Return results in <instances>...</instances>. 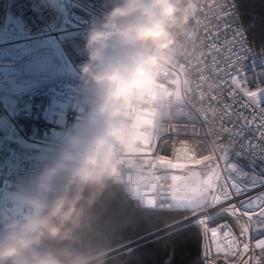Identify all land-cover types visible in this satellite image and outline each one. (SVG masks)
<instances>
[{
    "label": "built area",
    "instance_id": "1",
    "mask_svg": "<svg viewBox=\"0 0 264 264\" xmlns=\"http://www.w3.org/2000/svg\"><path fill=\"white\" fill-rule=\"evenodd\" d=\"M108 6L107 0H0V194L3 196L0 200V234H3L7 224L13 221H25L36 214L32 202L40 200L37 195L46 194L54 185L68 180V174L64 171L57 172L52 177L48 176L49 171L60 163L63 153L68 148L66 140L55 141L52 138L51 119L56 115V118L64 117L67 120L64 128L56 125V133L63 129V132L74 135L87 125L92 97L84 87L80 66L87 60L85 43L89 26L93 20L101 17ZM215 11L216 15L209 17L210 24L207 32L203 26L197 30L195 20L190 21L188 29L196 32L195 43L187 45L189 53L187 56L178 58L179 62L186 67V73H178L182 85L181 90L183 91V80L187 78L192 82L191 87L194 90L189 95L197 101L199 96L195 91V85L199 82L198 69L202 66L197 63L196 56L202 52L208 53L212 43H216L217 46L224 45L226 41L233 38V33L239 30L243 33L246 50H250L245 53L246 62H251L254 56H264V53H257L253 49L236 0H223V8ZM197 16L203 18L204 14L198 12ZM213 31L217 34L215 37L211 36ZM180 39L182 43L185 42L183 38ZM53 40L57 41L64 50L73 68V73L64 67L56 53ZM212 55L216 54L213 52ZM202 58L208 66L205 75L209 77V82L219 84V87L212 91V94L219 98L218 101L212 102L217 108L216 116L210 115L208 121L200 119L195 122L186 116H174L163 120L162 123L166 130L160 133L159 139L155 140V150L147 159L164 156L173 162L191 165L190 161L183 159L182 154L178 159L176 149L182 147L184 142L195 149L197 158L211 155L218 144H228L227 133L218 135L221 123L226 127H232L229 124V117L225 116L223 120L220 119L223 115L221 109L225 105H231L233 109L243 112L244 116L249 118L253 115L248 109L241 108V105L249 102L248 98L241 92L229 96L232 87L229 84H220L221 78L211 72V55ZM217 59L219 60L220 57L218 56ZM160 83H164L170 91H175V85L169 84L163 78ZM259 86L262 85L257 80L256 84H248L247 88L256 90ZM203 91L206 94L209 92L207 84L204 85ZM59 100H66L69 103L67 112L61 111L57 106L55 110V102ZM208 103L209 101L205 100L203 106L206 107ZM200 106L197 103V107ZM145 107L151 110L153 106ZM47 108L48 119H44V112ZM185 111L196 115L191 105ZM149 118L151 117L148 116L147 119ZM231 119H237L236 111L233 112ZM147 123L148 120L143 130H151L146 126ZM77 125L79 128H76ZM239 143V141L236 142L237 148ZM261 143L264 144V142ZM139 149L140 142L136 151L121 154L119 170L109 179L122 183L145 209L173 210L168 207L153 208L143 204L142 196L144 191H147L143 187L144 181L138 177L129 180L128 167L132 162L137 165L143 162L138 156ZM217 155H219L218 152ZM231 162H236L235 156L231 157ZM210 163L215 162L210 161L195 166L208 167ZM220 164L223 170L224 162L220 161ZM239 164L247 165V160H240ZM253 165L255 172L259 174L264 169V160L254 161L249 164V167H244L243 171L251 175L250 168ZM222 174L231 175L240 183L249 181V176H242L238 173L222 171ZM155 175L169 177L167 180L156 181L158 186H165L160 191H165L172 183L170 176L175 174L166 167L158 165ZM135 190L138 191L136 195L133 193ZM258 193H264V187H256L247 195L254 196ZM148 195L154 196L155 193H148ZM241 199L244 197H234L229 203H237ZM162 202L167 204L170 200H157V204ZM16 205L22 206L24 211L16 209ZM202 215L203 213L195 216L191 214L177 224V227L196 225L201 229L203 234L202 258L206 264L205 250L208 249L212 253L209 259L216 258V254L214 252L215 242L211 239V234H205L203 226L197 222ZM228 219L231 222L232 218ZM222 220L223 218H220L215 222H210V226H215ZM232 230L238 239H242L239 226L233 224ZM250 235L252 237L249 241L250 247H254L256 239L261 237H258L255 231H251ZM218 240L223 244L227 243L222 237H218ZM34 252L38 256L48 258L50 264H60L55 252L50 248L37 245ZM256 252L258 253L259 250ZM248 255H251V252ZM230 259L237 258L230 257ZM217 264H225L223 254H220Z\"/></svg>",
    "mask_w": 264,
    "mask_h": 264
},
{
    "label": "clouds",
    "instance_id": "2",
    "mask_svg": "<svg viewBox=\"0 0 264 264\" xmlns=\"http://www.w3.org/2000/svg\"><path fill=\"white\" fill-rule=\"evenodd\" d=\"M198 3L107 0V10L89 26L87 60L80 66L92 97L87 125L68 138L60 163L48 173L67 172L64 192L50 204L33 201L35 215L4 227L0 264H50L34 252L41 239L59 236L85 190L115 176L121 154L137 150L138 134L158 103L162 73L181 55L178 34L188 29Z\"/></svg>",
    "mask_w": 264,
    "mask_h": 264
},
{
    "label": "snow or ice",
    "instance_id": "3",
    "mask_svg": "<svg viewBox=\"0 0 264 264\" xmlns=\"http://www.w3.org/2000/svg\"><path fill=\"white\" fill-rule=\"evenodd\" d=\"M222 8L223 0H199V8L192 15L197 30L203 26L206 32L209 31V17L216 15V9ZM198 12L204 14L203 18L197 16ZM216 35V32H211L212 37ZM178 38L180 42V38L185 41L181 42L180 56H187L189 54L187 45L195 43L196 32L187 29L179 33ZM246 51L250 50H246L243 33L237 30L233 33V38L226 41L224 45L217 46L216 43H212L208 53L202 52L196 56L197 63L202 66L198 69L199 82L195 85V91L199 96L198 101L189 95L194 90L191 87L192 82L187 78L183 80V91L181 90L179 74L186 73L183 63L177 59L165 69L162 78L169 84L175 85V91H170L164 83L158 85L156 93L158 103L152 110L149 116L151 118L148 119L146 125L151 128V131H142L143 136L138 150V156L143 162L140 165L132 162L127 169L129 180L138 177L144 181L143 187L147 191L143 193L142 202L146 206L182 209L190 211L194 216L203 213L197 222L203 226L205 234H211V239L215 242L214 252L216 254V258L209 259L212 253L206 249L204 252L206 264H217L220 254H223L225 264H264V193L254 196L247 195L256 187H264V169L257 174L253 165L250 168L251 175L243 171L244 167H249V164L254 161L264 160V144L261 143L264 142V56H254L251 62H246ZM213 52L216 55H212ZM207 55L212 57L211 72L221 78L220 84H229L232 87L229 96H234L237 92L243 93L249 102L241 105V108L248 109L253 115L249 118L244 116L243 112L233 109L231 105H225L221 109L223 115L220 119L223 120L225 116L229 117V124L232 127H226L221 123L218 135L228 134L227 145L218 144L211 155L199 158H197L195 149L189 147L186 142L182 144V147L176 149L178 159L182 154L183 159L190 161L193 166L210 161L215 162L209 164L207 171L202 176L200 172L193 171L189 164L173 162L164 156L154 159H147V157L155 150V140L159 139L160 133L166 130L162 123L163 120L171 119L174 116H186L195 122L200 119L208 121L210 115L216 116L217 108L212 102L218 101L219 98L217 95H213L212 91L218 88L219 84L210 83L209 77L205 75L208 66L202 57ZM257 80L262 86L257 87L256 90H249L247 85L256 84ZM205 84L209 89L207 94L203 91ZM205 100L209 101L206 107L203 106ZM197 103L201 106L197 107ZM189 105L195 109L196 115L185 111ZM234 111L237 112L236 120L231 119ZM241 120L243 123H239ZM238 123L239 127H237ZM193 131L195 132V128ZM237 141L240 142L238 148L236 147ZM214 143L217 142L214 141ZM232 156L236 157V162H231ZM240 160H247V165L239 164ZM220 161L224 162L223 170ZM158 165L167 169H183L187 171V174L171 175L172 183L167 186L165 191H160L165 186H158L156 181L167 180L169 177L155 175ZM222 171L249 176V181L240 183L231 175H223ZM148 193H155V195L149 196ZM240 196H243L244 199L237 203H229L234 197ZM157 200H170V202L157 204ZM229 217L232 218L231 222ZM220 218H223L222 222L210 226V222H215ZM233 224L239 226L242 239H238L233 233ZM251 231H255L257 236L261 237L256 239L254 247H250L249 243L252 239ZM218 237H222L227 243H221ZM256 250L259 252L257 253ZM250 252L251 255H248ZM246 256L247 258H245ZM230 257L237 259L232 260Z\"/></svg>",
    "mask_w": 264,
    "mask_h": 264
},
{
    "label": "trees",
    "instance_id": "4",
    "mask_svg": "<svg viewBox=\"0 0 264 264\" xmlns=\"http://www.w3.org/2000/svg\"><path fill=\"white\" fill-rule=\"evenodd\" d=\"M236 1L253 49L263 54L264 0ZM66 184H56L37 197L50 204ZM191 214L145 209L122 183L107 178L85 190L74 220L59 236L46 235L38 245L52 249L60 264H80L175 226ZM202 257V231L186 225L96 264H204Z\"/></svg>",
    "mask_w": 264,
    "mask_h": 264
},
{
    "label": "rangeland",
    "instance_id": "5",
    "mask_svg": "<svg viewBox=\"0 0 264 264\" xmlns=\"http://www.w3.org/2000/svg\"><path fill=\"white\" fill-rule=\"evenodd\" d=\"M54 47H55V50H56V53L58 54L60 60L62 61L64 67L70 72V73H73V68L68 60V58L66 57V54L64 52V50L60 47L59 43L57 41H52ZM61 111L63 112H67L69 110V103H63V104H57L56 105ZM48 112V109L46 110V113L45 115L47 114ZM66 123H67V120L65 118H59L58 121H57V125L61 128H64L66 127ZM76 128H79V125L76 126ZM63 129H61L59 132L56 133V136L55 138H53L55 141L56 140H66L68 141V138L71 136L70 133L68 132H63L62 131ZM148 131H151V130H148ZM139 136V142L142 140V136L143 134H138ZM155 143V142H154ZM189 167L193 170V171H197V172H200L201 175L203 176L204 173L207 171L208 167H205V166H193V165H189ZM171 172H173L175 175H186L187 174V171L186 170H183V169H169ZM137 190H135L133 193L136 195L137 194ZM3 196L0 194V200H2ZM16 209H18L19 211H24V208L22 206H17L16 205ZM17 212V210H16ZM188 218V217H187ZM185 220V219H184Z\"/></svg>",
    "mask_w": 264,
    "mask_h": 264
},
{
    "label": "water",
    "instance_id": "6",
    "mask_svg": "<svg viewBox=\"0 0 264 264\" xmlns=\"http://www.w3.org/2000/svg\"><path fill=\"white\" fill-rule=\"evenodd\" d=\"M29 212H31V211L29 210ZM178 228H180V227H177V225L172 226V227H170V228H168L166 230H163V231H161V232H159L157 234L149 236V237H147V238H145V239H143L141 241H138V242H136L134 244H131V245H128V246H124V247H120L118 249H115V250L109 251L107 253H104L102 255H99L97 257H94V258L84 262L83 264H96V263L101 262V261H103V260H105L107 258H110V257L114 256V255H117V254L122 253V252H124L126 250H129L130 248H132L134 246H138V245H140L142 243L151 241V240H153L155 238H158V237H160V236H162L164 234H167V233H169L171 231H174V230H176Z\"/></svg>",
    "mask_w": 264,
    "mask_h": 264
},
{
    "label": "crops",
    "instance_id": "7",
    "mask_svg": "<svg viewBox=\"0 0 264 264\" xmlns=\"http://www.w3.org/2000/svg\"><path fill=\"white\" fill-rule=\"evenodd\" d=\"M63 103H67V101H66V100H59L57 103L55 102V105H54L55 110H56V104H63ZM47 109H48V108H47ZM47 109H46V110H47ZM46 110H45V112H44V116H43L44 119H48V112H47V114L45 115ZM59 118H64V117H58V118H56V115H55V116H53L52 119H51V127L53 128L52 138H55V136H56V125H57V121H58Z\"/></svg>",
    "mask_w": 264,
    "mask_h": 264
}]
</instances>
